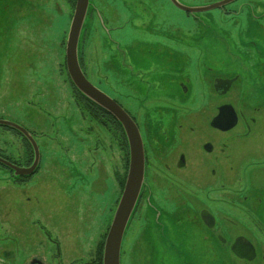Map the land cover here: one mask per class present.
<instances>
[{
  "label": "flooded vegetation",
  "instance_id": "flooded-vegetation-1",
  "mask_svg": "<svg viewBox=\"0 0 264 264\" xmlns=\"http://www.w3.org/2000/svg\"><path fill=\"white\" fill-rule=\"evenodd\" d=\"M111 1H119L128 13L122 18V9L118 12L113 3L106 5L108 13L104 12L99 7L103 1L93 0L107 27L103 30L104 42L113 52L104 61L108 70L103 80L111 93L102 91L135 121L145 153V181L127 231L139 214L145 222L144 232L148 230L152 236L146 245L149 264H256L260 260L259 264H264V255L259 258L248 235H225L218 224V217L226 213L231 216L225 219L229 226L236 227L238 217L247 223L246 228L251 226L264 236V13L254 16L250 10L264 2L218 0L211 3L218 5L212 10L184 11L194 21L201 20L198 15L202 13L215 11V19L227 40L237 43L235 49L143 50L136 47L159 42L172 46L173 24L159 20L156 10L173 2L155 0V10L142 0H108ZM87 17L91 25L104 27L92 4ZM149 18L155 21L153 27L159 28V32L148 31ZM118 19L121 24L115 25ZM165 28L169 33H163ZM131 32L134 34L126 38L127 42H122V35ZM183 42V46L188 45L187 40ZM119 44L125 52L114 50ZM113 62L117 66H110ZM113 86H117V95ZM188 99L200 106L196 113L177 114L170 109L145 112L138 118V114L124 106L127 102L137 106H170ZM104 115L112 118L121 131L119 145L125 168L126 163L129 165L125 132L109 113L105 111ZM197 118L204 120L218 137H203L195 147H191V141L182 144L181 130L190 137L200 133L193 126ZM31 133L35 139L42 136ZM187 138L188 135L184 140ZM22 139L27 151L23 167H29L34 152L30 142ZM237 143L242 144L239 151H235ZM0 156L21 166L8 156ZM195 169L198 173L193 172ZM9 172L15 181L25 183L38 170L28 177H15L13 171ZM192 173L196 175L189 177ZM225 176L229 177L222 178ZM52 251L48 257L35 255L24 264H99L97 249L94 257L67 261L60 245H54ZM2 259L9 264L13 258L5 253Z\"/></svg>",
  "mask_w": 264,
  "mask_h": 264
},
{
  "label": "rangeland",
  "instance_id": "rangeland-1",
  "mask_svg": "<svg viewBox=\"0 0 264 264\" xmlns=\"http://www.w3.org/2000/svg\"><path fill=\"white\" fill-rule=\"evenodd\" d=\"M102 1L103 6L99 7L104 8V12L108 13L106 5L113 3L118 12L122 9L121 17H127L128 9L124 11L119 1ZM142 1L154 9L157 7L155 0ZM178 1L187 7L199 8L218 0ZM167 3L170 7L164 5L162 10H155L159 20L166 21V25L173 24L172 46L159 42L138 45L136 49L140 46L143 50L153 47L163 50L237 48V43L230 44L227 40L215 19V11L202 13L198 15L201 20L194 21L170 1ZM91 4L104 27L91 25L86 18L79 43L80 63L90 82L111 93L104 87L103 80L108 70L104 68V61L110 59L113 52L104 42L103 30L107 27L101 10L93 0ZM75 6L76 0H0V120L42 134L35 139L40 152L38 172L27 182L15 181L9 169L0 166V264L5 253L13 258L9 264H24L35 255L48 257L54 245H60L66 261L94 257L100 242H105L121 198L119 184L128 172L119 145L121 131L112 118L83 98L71 84L67 72L66 42ZM250 10L254 16H260L264 13V3ZM151 20L149 18L148 31L159 32V28L153 27L155 21ZM114 24L121 23L118 19ZM163 33L169 31L166 29ZM133 34L122 35V42H127L126 38ZM184 40L187 46H183ZM114 50L122 53L126 49L119 44ZM110 66H117V63ZM113 92L119 93L117 86H113ZM124 106L138 114V118L145 112L172 109L184 114L200 109L190 99L175 101L170 106H137L129 102ZM194 120L193 126L200 133L190 137L188 132L181 130L182 144L191 141V147H195L203 137H218L204 120ZM241 145L237 143L235 151H239ZM24 146L18 131L0 126V153L17 161L21 167L27 160ZM125 152L128 157L127 148ZM195 175L192 173L189 177ZM226 218L231 216L223 213L218 217L222 233L248 235L262 258L264 236L251 226L246 228L247 223L238 217L236 227L229 226ZM144 224L139 214L134 217L123 242V264H149L146 245L152 236L148 230L144 232Z\"/></svg>",
  "mask_w": 264,
  "mask_h": 264
},
{
  "label": "water",
  "instance_id": "water-1",
  "mask_svg": "<svg viewBox=\"0 0 264 264\" xmlns=\"http://www.w3.org/2000/svg\"><path fill=\"white\" fill-rule=\"evenodd\" d=\"M171 1L176 7L188 13L208 11L218 6L210 5L190 8L178 0ZM232 1L234 0H227V2ZM89 5L90 0H76L75 11L66 42V66L68 76L77 91L114 117L123 127L127 138L129 149L127 177L121 198L107 232L102 254V264H121V253L125 234L135 212L145 181V153L141 133L135 121L115 100L90 82L81 67L79 43L83 27L87 22L86 18ZM0 126L18 131L30 142L34 152V159L29 167L15 165L1 156L0 165L13 171L15 177H28L33 175L38 169L40 161V152L34 137L27 129L16 123L0 120Z\"/></svg>",
  "mask_w": 264,
  "mask_h": 264
},
{
  "label": "trees",
  "instance_id": "trees-1",
  "mask_svg": "<svg viewBox=\"0 0 264 264\" xmlns=\"http://www.w3.org/2000/svg\"><path fill=\"white\" fill-rule=\"evenodd\" d=\"M80 93V92H79ZM81 94V93H80ZM82 95V94H81ZM83 96V95H82ZM83 98L86 100V101H88V102H90L85 96H83ZM91 103V102H90ZM98 107V106H97ZM98 109L100 110V111H102V112H105L103 109H101L100 107H98ZM128 165V164H127ZM127 169H128V166H127ZM124 184H125V179L124 180H122L121 182H120V185H121V187H122V189H123V187H124ZM104 244V241L103 242H100V244H99V247H98V259H99V264H101V261H102V252H103V245Z\"/></svg>",
  "mask_w": 264,
  "mask_h": 264
}]
</instances>
